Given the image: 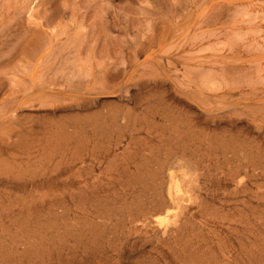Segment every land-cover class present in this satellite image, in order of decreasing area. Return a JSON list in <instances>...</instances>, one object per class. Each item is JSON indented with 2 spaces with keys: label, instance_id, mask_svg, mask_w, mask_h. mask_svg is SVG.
<instances>
[{
  "label": "rangeland",
  "instance_id": "1",
  "mask_svg": "<svg viewBox=\"0 0 264 264\" xmlns=\"http://www.w3.org/2000/svg\"><path fill=\"white\" fill-rule=\"evenodd\" d=\"M229 146L263 173L238 192L221 174L237 163ZM72 154L87 169L65 185ZM15 156L30 158L29 184L1 171L0 189L86 186L68 202L84 219L139 217L160 171L192 178L181 222L205 221V243L192 226L172 247L138 232L115 252L95 236L86 264H208L193 261L197 243L227 264H264V0H0V161Z\"/></svg>",
  "mask_w": 264,
  "mask_h": 264
},
{
  "label": "bare ground",
  "instance_id": "2",
  "mask_svg": "<svg viewBox=\"0 0 264 264\" xmlns=\"http://www.w3.org/2000/svg\"><path fill=\"white\" fill-rule=\"evenodd\" d=\"M174 45L173 47L176 46ZM199 51L200 53H202L201 50ZM76 135V131H67V129L63 130L61 133V137L63 138L64 143L69 144L72 143L74 139H76ZM230 147L232 146H229L227 150L223 152L222 156L227 164H230L233 161L237 163L236 166L229 168L228 173L221 174L226 177V181L234 184L235 192H238L240 189L247 188L248 180L263 176V173L260 172L258 174H254L248 171L249 166H251L252 164L254 166H257L258 162L256 163L252 159H247V162H245L244 160H240L238 154L233 148L234 146L232 148ZM243 152L246 157L249 158L250 151L243 150ZM12 159L14 162H12L11 160L0 161V165H3L5 167L4 169H2L3 166L0 167V175H2V172L4 173L3 175L6 182L14 181L17 183H23L22 186L26 190V186H28L29 183H24L27 180L25 178L26 170H23V165L29 164L28 161L30 158L25 156H15L14 158L12 157ZM112 161L114 160L112 159ZM87 162L88 160L85 157L72 154L71 158L68 159L65 163V166L72 171L74 169L77 170L76 172H73V174L66 176V178H63L62 183L65 185H69L70 183L74 182V180H78L80 178V175L85 171V169H87ZM166 162L168 163L169 161L167 160ZM260 162L263 161L261 160ZM195 163L199 164L198 162ZM110 167L112 166L110 165ZM32 168L34 167L32 166ZM198 170L205 171L204 169ZM159 176L160 177L157 178L158 185L156 186L155 195L150 202V207L146 211L143 210L139 217L137 213H131L128 216H123L118 219L114 214H105L101 216L97 215L93 218L85 219L80 218V216L78 217L77 214H75L72 207L76 205L75 201L79 197H82L81 190L86 189V186L79 188V190L77 189L79 192L71 188L72 190L67 189L62 193H59L55 188H51V186H44L49 182L41 185L42 187L37 186L36 188L34 186V188L29 191L24 190L21 192H14L9 189H0V264H75L78 260L82 264H86L85 262L90 255V251L93 247L96 237H103L105 239V242L111 247V249L116 252L119 245H121L130 236L138 235V232L144 235L143 238H145V236L155 238L160 237L163 242H159L163 243V245L165 243L167 244L166 246L172 247L171 244L174 243L173 240L177 239L175 237L177 235H180L182 231L185 230L186 226H192L193 230L197 232L198 237L200 238L199 242L205 243L206 237L204 231L207 230L208 225L204 220V223H201L200 221L199 223H197L198 220L197 222H191L187 220V223L190 222L189 225H187V223L181 222V197L184 188L187 187L188 184L192 183V178L187 172H184L183 176L179 177L175 172H169L168 174H165L163 173V171H160ZM30 180H35V178L32 177ZM53 180L60 181L58 178H55ZM31 184H34V182H32ZM260 187L262 188V185ZM69 201L73 202L74 205L72 207L69 206ZM199 205L201 207L200 209L202 215L208 217L212 216L213 218V211L210 210L211 207L206 204L205 201H201ZM149 209L155 212H164L165 217H169V219H159L160 217H162L160 215L150 217L148 215ZM85 211L86 210L83 209V212ZM193 218H195V215L193 216ZM230 219H232V217H230ZM222 220L224 221L225 219L222 218ZM139 221L141 222L140 226H138ZM208 224L210 225V223ZM226 226L228 228L231 227H229L228 224ZM222 227L224 228V226ZM214 234L217 235L216 233ZM247 234L248 233H246V235ZM223 236L222 238H224ZM224 240L226 241V239ZM198 244L199 243H197V247L193 246L195 249V254H193L194 262H207L208 264H227V260H223L209 250L207 243L204 244V246H199L200 244ZM182 251L184 252V250ZM206 256H208V258L210 259L206 260L204 258Z\"/></svg>",
  "mask_w": 264,
  "mask_h": 264
}]
</instances>
